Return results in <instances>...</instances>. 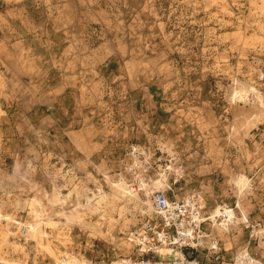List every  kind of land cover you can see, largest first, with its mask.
Wrapping results in <instances>:
<instances>
[{"label":"rangeland","instance_id":"obj_1","mask_svg":"<svg viewBox=\"0 0 264 264\" xmlns=\"http://www.w3.org/2000/svg\"><path fill=\"white\" fill-rule=\"evenodd\" d=\"M143 178L207 217L240 201L227 241L264 262V0H0V264L133 255L149 201L112 184Z\"/></svg>","mask_w":264,"mask_h":264},{"label":"built area","instance_id":"obj_2","mask_svg":"<svg viewBox=\"0 0 264 264\" xmlns=\"http://www.w3.org/2000/svg\"><path fill=\"white\" fill-rule=\"evenodd\" d=\"M134 166L130 168L131 173L137 171ZM151 168L149 162L141 163L142 173L149 174ZM145 180L129 184L133 191L146 195L151 208L150 213L142 215L140 224L127 234V240L134 249L133 255L70 264H264L249 246L232 252V248L225 247L219 235L213 236L199 191L183 195L176 194L172 187L151 190ZM212 237L214 244L210 245ZM252 238L256 239L255 235ZM163 249L165 253H162ZM228 253L231 254L227 258L225 255Z\"/></svg>","mask_w":264,"mask_h":264},{"label":"bare ground","instance_id":"obj_3","mask_svg":"<svg viewBox=\"0 0 264 264\" xmlns=\"http://www.w3.org/2000/svg\"><path fill=\"white\" fill-rule=\"evenodd\" d=\"M168 181L167 175L165 173H160L158 180H156V183H165ZM153 183V181H152ZM144 184V182H143ZM154 184V183H153ZM113 190L116 193V197L118 200H122L123 198L137 196L138 193L133 191L129 185L123 181L120 180L118 183L112 184ZM144 186V185H142ZM235 186L237 188L238 194L243 195L250 189V181L247 177L239 176L235 179ZM99 195V194H98ZM97 196V195H95ZM107 196L105 194H102L100 198L98 199L97 203L99 205H103L106 202ZM106 205V204H105ZM142 210V209H141ZM151 211V208H150ZM5 218V220L8 222V224H12L16 227H21L22 223L9 217V216H3L0 215V221L1 218ZM207 217V216H206ZM208 221V224L210 225V228L213 230V236H216L214 234V229H217L218 235L226 241L228 240V235L230 233V229L232 227H237L241 223H246L248 218L246 215L245 210L243 209L241 202L238 201L236 209H232L228 206H218L214 210H212L210 216L206 218ZM101 229L100 223H97ZM98 225L91 226L92 229L98 230ZM26 226V237L27 239L33 240L36 242L37 246L42 245L43 239L46 237L47 233L44 231L42 226L39 223H33V222H27L25 224ZM256 235L259 239V245L260 247L264 248V227H260L256 231ZM212 239H209L210 245L214 244L212 242ZM226 246L228 249L232 248V244L230 241L226 242ZM46 247V246H44ZM40 248V247H39ZM46 249H48L46 247ZM48 254L50 258L54 260V264H70L72 262H87L89 259H87L83 254H77V253H55L52 249H48ZM162 253H165V250H162ZM120 258L118 255L115 259Z\"/></svg>","mask_w":264,"mask_h":264}]
</instances>
